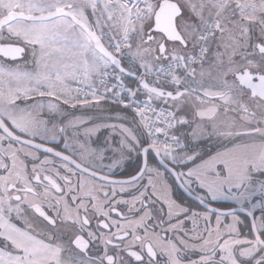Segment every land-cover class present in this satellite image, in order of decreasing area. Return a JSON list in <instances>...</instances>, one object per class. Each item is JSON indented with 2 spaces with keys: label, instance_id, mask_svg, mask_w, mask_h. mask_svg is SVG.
I'll use <instances>...</instances> for the list:
<instances>
[{
  "label": "snow or ice",
  "instance_id": "6c2138e0",
  "mask_svg": "<svg viewBox=\"0 0 264 264\" xmlns=\"http://www.w3.org/2000/svg\"><path fill=\"white\" fill-rule=\"evenodd\" d=\"M0 58V264H264V0H0Z\"/></svg>",
  "mask_w": 264,
  "mask_h": 264
},
{
  "label": "rangeland",
  "instance_id": "374dc122",
  "mask_svg": "<svg viewBox=\"0 0 264 264\" xmlns=\"http://www.w3.org/2000/svg\"><path fill=\"white\" fill-rule=\"evenodd\" d=\"M90 12H91V10H89V15H90ZM29 52L31 53V51L29 50L24 55L25 56L28 55ZM163 62H166V61H163ZM124 63L127 66L129 64V61L128 60H125ZM134 85L137 86V83L135 84V81H134ZM137 94L140 95V96H145V93L142 90L139 91V92H137ZM155 103L157 105H161V106L167 107V105L163 101H155ZM78 109H77L76 112H73L75 115H86V116H93V117H95V116H97L98 114H100L102 112L105 117H107L108 115H112L113 117H115L116 114H119L120 116H123V117H126L127 118V121H124V120H120V121L111 120V121H109V120L105 119L103 121L94 120L93 121L94 123L95 122H103V123H113V122H115V123H125V122L131 121V119H132V117L130 115H128L123 109H120V108H118L116 106H112V105L105 106L103 103H102V108H88V109H80V108H78ZM87 126H91V125H87ZM177 129H178V132L179 133H185L186 132V128L184 126L178 125ZM110 133H111V129H104V128L100 129V131L97 133L98 136L96 137V135H95V136L92 137V141H93V145L92 146L93 147H96L97 145H102L105 137H108L110 135ZM105 134H107V135L105 136ZM200 143L205 148L210 147V145L207 143V141H201ZM136 154H137L136 152H133V153H130V154L126 153L124 159L121 160L120 163L117 164L116 167H114L112 169V174L119 175L118 174V170L122 168V163L125 160H127V158L133 157ZM110 162L111 161L110 160H107V159L104 161L105 164H108ZM149 165L150 166H156L155 164H152V163H150ZM188 166L191 167V164L189 163ZM156 167H158V166H156ZM160 170L162 172H164L161 168H160ZM178 170H180V169H178ZM259 178L260 177H258V179ZM146 179H147V177L144 178V182H146ZM165 179L168 182H170V178L167 175H165ZM218 202H222V204H219L217 202H213V203H216L219 207H223V208L231 207L232 206L231 202H229V201H218ZM212 220L215 222V216L212 217Z\"/></svg>",
  "mask_w": 264,
  "mask_h": 264
},
{
  "label": "flooded vegetation",
  "instance_id": "af4514ba",
  "mask_svg": "<svg viewBox=\"0 0 264 264\" xmlns=\"http://www.w3.org/2000/svg\"><path fill=\"white\" fill-rule=\"evenodd\" d=\"M28 60H31V53H30V52H29L28 55H26V56L24 55L22 58H20V59L17 61V63L23 64L25 61H28ZM0 63H4V59H3V58H0ZM77 109H78V108H77ZM77 109L73 110V112H76ZM78 110H79V109H78ZM69 135H70V133H69ZM106 135H107V134H105V136H106ZM97 136H98V135L96 134V137H97ZM63 143H64V140H63V138L61 137V138L58 139V140L50 141V142H49V146L56 148V150H62V149H63ZM39 154L41 155V159H43L42 151H41V153H39ZM50 158H52V157H50ZM147 158H148V156H147ZM53 159H55V158H53ZM132 159H133V162H135L136 158H132ZM128 160H130V157L127 158V161H128ZM127 161L125 160V161L122 163V168L118 170V174H119V175H114V174H112L114 178H128L129 176L134 175V174L139 170V168L135 170V168H133V166L130 165V162L128 163ZM141 161H142V159H141ZM59 163H60V161H59L58 159H56V164H59ZM150 163L154 164V163L151 162V161H150ZM135 165H136V164H135ZM155 165H156V164H155ZM54 166H55V165H54ZM140 166H141V165H140ZM159 166H160V165H159ZM30 167H31V162H29V168H30ZM160 168H161L164 172H166L161 166H160ZM126 174H127V175H126ZM143 182H144V181H143ZM168 183L171 185V188H172V196H173V199H177L178 202H183V203H185L186 205H192V207L195 208V209L198 210V211H202V210H203V206H199V208L196 207L197 204H198V202L195 201L194 199L188 197L187 195H185V194L181 191V189L179 188V186L177 185L176 182H173V180L170 179V182H168ZM192 194L195 195V193H192ZM125 198H129V197L126 196ZM153 199H155V198H153ZM217 203L222 204V202H217ZM225 205H226V204H225ZM213 206H215V207H219L216 203H213ZM161 208L164 209V215H166V213H167V208H166L165 205H163V204H162L161 202H159V201H157V202L153 205V211H154V212L158 211V210L161 209ZM222 208H223V207H222ZM121 210H122V211H127L126 207H123ZM113 215H114V214H113ZM257 215H259V212H257ZM114 218H115V216H114ZM241 218L243 219L242 216H241ZM212 221H213V220H212ZM213 224H214V221H213ZM188 227H191L190 223L188 224ZM92 228L95 229V221H93V223H92ZM158 230H159V229H158ZM97 244H98V242H97ZM93 247H94V249H95L96 245H94ZM101 248H102V246H101ZM145 259H147V257H145Z\"/></svg>",
  "mask_w": 264,
  "mask_h": 264
},
{
  "label": "built area",
  "instance_id": "2783aa9c",
  "mask_svg": "<svg viewBox=\"0 0 264 264\" xmlns=\"http://www.w3.org/2000/svg\"><path fill=\"white\" fill-rule=\"evenodd\" d=\"M163 63L166 64L167 62H163ZM181 74H182V73H181ZM150 79H155V77H154V76H153V77H150ZM124 84H125L126 88H125L124 90H121V93H120V94H121V98H123V99H129V94H128L127 88H132L133 90H135L137 86H136V85L130 86V85H128L125 81H124ZM144 99H145V96H140V95H138V94H137L136 97H135V100L141 102V104L143 103ZM102 103L107 104V105L116 106V107H118V108H120V109L125 110V111L128 112L131 116L133 115L131 109H124V108H122V106L113 103V102H112V97H111V95H109L108 98H107L105 101H103ZM153 106L156 107L157 110H159V109L162 108V107H163V108H167V107H165V106L157 105L155 102H154V105H153ZM159 139H160V140H163L164 137L161 135V136L159 137Z\"/></svg>",
  "mask_w": 264,
  "mask_h": 264
},
{
  "label": "trees",
  "instance_id": "16d2710c",
  "mask_svg": "<svg viewBox=\"0 0 264 264\" xmlns=\"http://www.w3.org/2000/svg\"><path fill=\"white\" fill-rule=\"evenodd\" d=\"M124 81L128 84V85H130V86H132V85H134V80L133 79H131V78H129V77H127V76H125L124 77ZM135 84H136V81H135ZM105 106H109V105H107V104H104ZM125 111V110H124ZM126 112V111H125ZM128 115H130L128 112H126ZM131 116V115H130ZM132 117V116H131ZM132 158H136V160H135V162H133V159ZM127 161V160H126ZM150 161L151 162H153L154 164H156V166H158L159 168H160V166H159V164H158V162H157V160H156V158H155V156H154V154H153V152H150L149 154H148V163L150 164ZM128 163L130 162V165H132L133 166V168H135V170L136 169H138L139 167H140V165H141V155L140 154H136V155H134L133 157H130V160H128L127 161ZM136 164V165H135ZM178 170V169H177ZM166 173V175L170 178V179H172L173 180V182H175L174 181V179H173V177L169 174V173H167V172H165ZM242 217H243V215H242Z\"/></svg>",
  "mask_w": 264,
  "mask_h": 264
},
{
  "label": "water",
  "instance_id": "95a60500",
  "mask_svg": "<svg viewBox=\"0 0 264 264\" xmlns=\"http://www.w3.org/2000/svg\"><path fill=\"white\" fill-rule=\"evenodd\" d=\"M127 77H129V78H131V79H133L134 81H136L135 80V78L134 77H130V76H127ZM137 83V82H136ZM42 151V150H41ZM154 154V156H155V153H153ZM144 156L143 155H141V159H142V161H141V165H142V163H143V161H144ZM155 158H156V160H157V162H158V164L166 171V169H165V167L163 166V165H161L160 164V160H159V158L158 157H156L155 156ZM147 160H148V158H147ZM139 171V170H138ZM167 172V171H166ZM170 174V173H169ZM135 175V174H134ZM171 175V174H170ZM116 179H126V178H116ZM173 179H174V181L177 183V185L179 186V188L181 189V191L185 194V195H187L188 197H190V198H192V199H194L195 200V195L194 194H192V193H189V192H186L182 187H180V185H179V182H177L176 180H175V178L173 177ZM196 201V200H195ZM198 202V201H197ZM215 207V206H214Z\"/></svg>",
  "mask_w": 264,
  "mask_h": 264
},
{
  "label": "crops",
  "instance_id": "0c3cea01",
  "mask_svg": "<svg viewBox=\"0 0 264 264\" xmlns=\"http://www.w3.org/2000/svg\"><path fill=\"white\" fill-rule=\"evenodd\" d=\"M178 127V126H177ZM185 128H186V132L185 133H187V132H190L191 131V128L190 127H188L187 125L186 126H184Z\"/></svg>",
  "mask_w": 264,
  "mask_h": 264
}]
</instances>
